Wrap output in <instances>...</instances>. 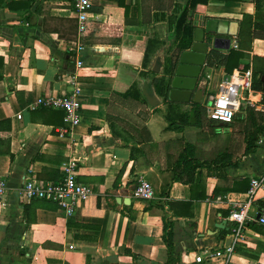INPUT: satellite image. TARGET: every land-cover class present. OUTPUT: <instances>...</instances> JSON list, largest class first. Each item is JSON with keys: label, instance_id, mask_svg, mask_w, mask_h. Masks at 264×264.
I'll return each instance as SVG.
<instances>
[{"label": "crops", "instance_id": "crops-1", "mask_svg": "<svg viewBox=\"0 0 264 264\" xmlns=\"http://www.w3.org/2000/svg\"><path fill=\"white\" fill-rule=\"evenodd\" d=\"M121 1L126 13L118 0H91L85 31L78 33L71 0H0V121L10 122V129L0 130V177L8 190L0 202V264H165L163 212L157 206H162L173 222L178 264H197L194 259L199 253L232 243L234 223L229 215L233 208L245 204L246 227L229 264H264V234L250 227L259 226L254 219L264 208V183L252 198L249 191L213 195L214 188L224 187L225 182L203 169L200 179L206 199L194 201L188 186L172 182L171 166L184 142L198 144L206 152L214 143L204 139L200 135L204 131L197 127L170 129L165 118L177 121L197 105L204 106L208 114L210 100L226 76L223 67L205 65L188 101H169L165 89L160 95L155 92L152 78L161 79L165 88V69L178 42L173 37L174 25L192 0L146 2L149 7H163L151 11L149 23L142 22L140 0ZM205 1L193 0L196 5L189 9L192 27L204 29L208 20L220 23L218 29L221 37L230 41V50L237 43L242 17H256L253 0ZM10 2L16 3L13 10L5 7ZM261 4L259 17L264 19V0ZM183 35L182 29L179 36ZM147 47L150 60L144 67ZM211 50L228 52L209 45ZM66 54H73L74 59ZM158 57L162 72L154 74L151 69ZM258 58H264V40L254 39L239 65L248 64L252 70ZM145 82H152L159 105L155 112L145 102L150 141L136 145L125 124L120 127L124 138L113 137L106 115L110 94L124 93L133 83L145 101L141 93ZM74 91L81 107L80 124L63 136L61 112L28 111L40 96ZM197 91H202L199 103L194 101ZM251 96L264 108L261 90L252 86ZM136 113H129V119L138 123ZM71 160L77 164V180L94 189V195L79 204L71 217L49 202H19L17 191L24 178L55 181ZM263 160L264 133L253 153L223 173L228 180L247 179L250 183L254 172L261 173ZM140 179L152 186L151 200L131 197ZM233 183L229 181L228 186ZM222 222L223 228L216 229Z\"/></svg>", "mask_w": 264, "mask_h": 264}, {"label": "trees", "instance_id": "trees-1", "mask_svg": "<svg viewBox=\"0 0 264 264\" xmlns=\"http://www.w3.org/2000/svg\"><path fill=\"white\" fill-rule=\"evenodd\" d=\"M168 1V0H167ZM208 1V0H207ZM205 1V2H207ZM263 0H253L256 8V17L244 15L240 22V29L237 36V48H231L227 53L223 54L218 50H211L207 55V67H223L226 75H229L233 69L239 66V61L246 56V52L251 50V43L254 39L264 40V19L259 17V10L262 8ZM146 2H163V0H140V11L143 23H149V14L155 9L161 10L162 6H147ZM16 3H5V7L13 10ZM195 2H191L189 7H184L177 17L174 25L175 42L170 62L175 60L176 55L182 51L190 48L193 39L194 28L191 25L189 18V9L195 7ZM118 6L124 9L126 13L127 8L121 0H118ZM183 29L184 35L181 34ZM70 59H74L73 54H66ZM150 60V51L147 47L143 57V66L146 67ZM252 66V80L253 88L259 89L263 92L262 105L264 106V58L254 59ZM3 61L0 58V80L2 78ZM140 77H146V74H140ZM153 87L157 95H160L164 88L163 81L157 77L152 78ZM111 104L107 111V121L115 138H124L121 124H125L133 137L136 145H141L143 142L150 141L145 127V121L148 117V112L144 109L145 101L141 99L140 91L137 83H133L124 93L112 92L110 94ZM158 112L157 108L154 109ZM137 112V113H136ZM129 113L135 114L138 117V123L129 119ZM170 125V129L180 131L181 127H197L204 131L200 135L212 141L213 147L209 151H203L198 144L184 142L182 151L177 160L172 164L171 171L173 173L172 182L180 183L189 187L190 199L194 201H203L206 199L205 186L201 181V170L207 169L213 171L220 180H224V187L216 186L213 190V195L227 194V193H247L250 189V183L247 179H240L237 181L228 180L224 175L223 170L227 167L237 166L238 160L241 157L248 156L257 149V142L260 136L264 133V109H257L254 106L243 104L240 112L234 115L231 122L219 123L212 121L207 117V109L202 105L193 107L187 114L178 117L177 121H170L165 118ZM10 129V122L8 119L0 121V130ZM140 131L141 134L137 136L135 132ZM224 132L225 137L219 141L220 134ZM148 135V136H147ZM130 141V140H129ZM126 141V143H129ZM131 157L133 156V149L131 150ZM230 182H234L231 187L228 186ZM167 196V192H165ZM162 214V242L167 251V260L165 264H178L179 257L174 254L173 248V222L166 215L162 206H157ZM145 211L148 208L144 209ZM250 227L259 233L264 234V226ZM228 234V232L226 233ZM126 255L134 259V255L124 250Z\"/></svg>", "mask_w": 264, "mask_h": 264}, {"label": "built area", "instance_id": "built-area-1", "mask_svg": "<svg viewBox=\"0 0 264 264\" xmlns=\"http://www.w3.org/2000/svg\"><path fill=\"white\" fill-rule=\"evenodd\" d=\"M76 12L77 31H85L88 11L91 7V0H71ZM234 49L237 44H234ZM79 66L80 64L77 63ZM247 65H239L233 69L229 75H226L218 84L217 91L210 100L207 117L212 121L219 123L231 122L234 115L240 112L243 104L254 106L257 109H264L258 105V100H254L252 93V70ZM206 81L209 79L205 78ZM50 110L59 111L63 114L64 127L60 135L63 136L71 132L80 124V102L78 92L74 91L68 95L40 96L28 106V111ZM17 118H20L18 115ZM262 171L258 175L254 172V177L250 180L249 196L252 198L255 192L263 187L264 183V160L262 162ZM77 164L74 160L69 161L61 168L60 177L55 181H37L30 177L24 178L22 186L17 191V198L21 203L31 201H44L57 206L67 217H71L83 201L94 195V189L90 185L81 184L77 180ZM7 184L0 177V202L7 195ZM131 197L135 200L147 201L153 198V189L150 183L140 179L134 187ZM233 208L229 215V220L234 223L231 229L232 243L223 246L216 251L204 250L199 253L194 262L205 264L213 261H219L221 264H229L233 255L235 244L241 242L243 232L246 227V207ZM254 223L264 226V208H262L254 219Z\"/></svg>", "mask_w": 264, "mask_h": 264}, {"label": "water", "instance_id": "water-1", "mask_svg": "<svg viewBox=\"0 0 264 264\" xmlns=\"http://www.w3.org/2000/svg\"><path fill=\"white\" fill-rule=\"evenodd\" d=\"M219 26L220 23L208 20L205 22L204 29L196 28L193 32L190 48L180 52L173 62L168 63L165 73L167 77L166 95L169 101L189 100L190 94L194 92L200 79L202 68L206 65L209 45H212V49H229L230 41L221 37L222 33L218 29ZM151 72L154 74L162 72V62L159 57L156 58ZM262 81H264V78H262ZM141 93L150 108L159 105L152 89V82L143 83ZM195 97H198L199 100H196ZM201 99L202 91L195 92L194 101L199 103ZM224 225L225 222H222V224H217L215 228L222 229Z\"/></svg>", "mask_w": 264, "mask_h": 264}, {"label": "rangeland", "instance_id": "rangeland-1", "mask_svg": "<svg viewBox=\"0 0 264 264\" xmlns=\"http://www.w3.org/2000/svg\"><path fill=\"white\" fill-rule=\"evenodd\" d=\"M210 105V104H209ZM221 140H223V138L221 137V138H219V141H221Z\"/></svg>", "mask_w": 264, "mask_h": 264}]
</instances>
